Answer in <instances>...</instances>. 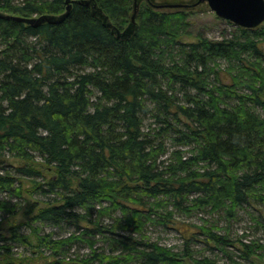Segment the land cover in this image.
Listing matches in <instances>:
<instances>
[{
    "label": "trees",
    "instance_id": "16d2710c",
    "mask_svg": "<svg viewBox=\"0 0 264 264\" xmlns=\"http://www.w3.org/2000/svg\"><path fill=\"white\" fill-rule=\"evenodd\" d=\"M140 1L0 0V156L23 162L0 163V195L21 196L28 179L44 204L32 206L30 223L75 230L34 229L36 248L53 257L47 264L263 256L261 238L233 239L219 222H172L264 205V26L228 22L230 35L186 41L199 5ZM16 209L0 201V210ZM148 224L196 230L185 228L177 249L151 240ZM24 225L0 236V264H22L12 244L32 246ZM79 243L90 252L72 258ZM195 244L214 245L227 262Z\"/></svg>",
    "mask_w": 264,
    "mask_h": 264
},
{
    "label": "rangeland",
    "instance_id": "374dc122",
    "mask_svg": "<svg viewBox=\"0 0 264 264\" xmlns=\"http://www.w3.org/2000/svg\"><path fill=\"white\" fill-rule=\"evenodd\" d=\"M155 4H170V3H194L197 0H152ZM147 4V1L142 0L139 2V7H143ZM169 10V9H165ZM194 11V16L192 18V25L190 27V35L184 37L186 41H193L197 36L201 35L208 39H220L223 34L230 35L232 34V26L228 24L227 20H224L218 17L215 12L210 10L207 3L200 4ZM231 23V22H230ZM233 24V23H232ZM236 26V25H234ZM264 26V23L261 25ZM4 161V165H11V166H19L23 164L22 161L14 158H10L9 156L2 157L0 156V163ZM43 175L50 176V171L47 169H43ZM33 186V182L26 179L23 183V193L21 196L13 195L8 196L5 194L0 195V201L2 203L10 202L12 205H15L16 213L13 215L8 214L5 210H0V236L9 237V231L11 228L17 225H24L21 229L23 234L29 235L32 246H26L22 244H12V252L15 254L16 258L22 261V264H47L48 262L53 260V257L49 254L48 251H40L36 248L37 239L35 235L36 228L40 227L41 234L47 233H54V237H67L75 230L70 227L65 228H52L50 226H43L40 224H31L30 220L32 216L39 207H43L44 204L41 203L39 200L36 199L35 196H32L30 193L27 192L29 188ZM39 203V207L33 209L32 206L36 203ZM119 215V212L116 213ZM176 218L172 223L175 221H182L188 223H196L202 224L200 219H209L213 222L218 223V226L221 228H226V232L230 234L233 239L237 240V237L250 235V237L245 238L247 241L255 239H262L264 242V221L260 218L264 219V205L261 203H250L249 205H245L243 209H238L237 213L233 218H227L224 216V212L220 213H201L198 214L197 212L193 213L190 216H182ZM175 226V227H173ZM187 231H195L196 229L192 227L183 226L182 228L177 227V225H170L168 227H164L160 224H148L146 233L148 236H151V240L157 241L163 246L166 247H177V249H182V233H184V229ZM97 243L96 247L100 246H107V243H103L99 237H96ZM2 243V242H1ZM204 247L198 246L195 244L193 246L194 249H197L205 255H209L211 257H216L218 259H222L221 262H227L226 259L224 260V256L221 252L214 249V245L207 249L206 245ZM109 248V247H107ZM237 248H240V245H237ZM90 252L86 243H79L74 245L71 250L72 258H76L77 255H85ZM234 258L237 260L238 264H264V255L263 256H253L250 261H243L238 257L239 252H234ZM264 254V251H263ZM25 258V259H23ZM184 264H192V262L187 261Z\"/></svg>",
    "mask_w": 264,
    "mask_h": 264
},
{
    "label": "water",
    "instance_id": "95a60500",
    "mask_svg": "<svg viewBox=\"0 0 264 264\" xmlns=\"http://www.w3.org/2000/svg\"><path fill=\"white\" fill-rule=\"evenodd\" d=\"M155 9H177V8H194L202 3H207L210 10L227 21H230L236 26L254 29L260 27L264 23V0H197L194 3H170V4H155L152 0H146ZM71 6L67 7V13ZM138 11V5L135 4V14ZM66 13V14H67ZM133 15V21L135 19ZM19 20H24L18 18ZM40 20H49L45 16L39 20H27L29 23H36ZM36 21V22H35Z\"/></svg>",
    "mask_w": 264,
    "mask_h": 264
}]
</instances>
